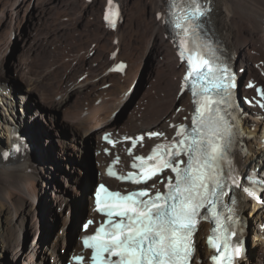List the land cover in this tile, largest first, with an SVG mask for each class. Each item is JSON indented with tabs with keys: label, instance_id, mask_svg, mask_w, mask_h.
Returning <instances> with one entry per match:
<instances>
[{
	"label": "bare ground",
	"instance_id": "bare-ground-1",
	"mask_svg": "<svg viewBox=\"0 0 264 264\" xmlns=\"http://www.w3.org/2000/svg\"><path fill=\"white\" fill-rule=\"evenodd\" d=\"M112 1L120 5L121 11V22L116 29L108 28L104 19L108 0H0V76L13 73L23 82L17 87L19 92L17 95L22 96V101L29 97L28 95H33L37 89H41L44 96L42 99L47 105L51 109L55 108L62 112V119L71 125L73 137L60 142L61 149L81 151L82 144L87 140L92 142V148L97 149L100 147L101 134L115 128L121 131L128 129L134 133L154 129L172 137L176 132V128L172 125L178 126L179 122L191 120L194 103L191 93L183 86L186 65L179 56L176 43L165 21L167 0ZM212 2L214 11L211 18L215 34L236 65L242 82L239 99L242 109L238 117L241 131L239 166L245 171L244 173L247 171L260 173L264 171V98L260 95V91L264 90V0H212ZM58 5L61 6L62 11L57 16H53L52 21L41 18L42 15L45 17L49 14L54 15L55 6L58 7ZM34 17H38L39 24L43 22L41 25L46 24V26L43 33L29 37V40L24 37V31L30 18ZM74 30L80 31L79 41L75 40L78 44H75L73 40ZM20 39L23 41V48L16 47V41ZM136 40L140 50L162 55L167 69L175 73V80L169 85L166 94L168 105L166 104L163 114L146 118L145 115L142 116V113L139 115L137 112L132 114V118L127 119V128H121L136 91L132 87L129 90L125 85L127 91L124 90L128 93L123 98L119 99L116 96L108 98L107 95L111 91L107 93L108 90H105L103 84L105 78L101 79H104L102 82L95 84L79 82L80 84L74 85L62 99H57L50 94L49 90L51 91L54 85L63 87L64 79L60 80L59 74L65 68L68 69H66L67 79H72L74 66L72 67L69 63L53 68L54 74L51 73L52 71L48 73V69L50 70L54 65L57 66L61 61L58 56L59 50L65 55L75 50H85L86 53L83 54L81 62L90 60L96 64L95 62L99 60L103 64L108 60L110 52L114 53L122 46ZM49 55L54 57L53 62L47 61ZM108 66L105 67L108 68ZM44 68L47 69V71L44 70L46 74L42 72ZM106 71L104 73H107ZM113 80H111L112 83ZM246 98H249L251 103L246 102ZM95 99H98L96 104L93 103ZM1 108L0 106V142L5 144L9 141L11 129L10 120ZM28 132L33 137L32 142L38 152L44 151V143L39 138L42 133L39 126L30 124ZM143 143L138 150L148 152L157 140L147 137ZM5 148L8 147L0 146V264L6 261L7 264H52L49 261L51 256L57 258L56 263L53 264H60L63 258L60 247H66L69 241H72L79 233V227L75 230L78 224L76 217L82 218L91 212L93 200L92 198L88 200L87 190L89 185H92V177L91 180L86 178L82 181L79 196L72 199L62 197L57 188L47 193V184L43 183L46 174L43 173L37 161L38 158H35L33 152L31 151L30 156L8 158L7 161L10 163H6L2 157V151ZM124 157L129 159L128 156ZM93 159L94 168L100 180L104 178L103 162L107 157L95 153ZM238 195L244 214L250 211L247 216L244 215L245 218L256 221L264 218V210H258L249 196L242 192ZM49 202L58 211L60 218L55 216L57 224L55 221L51 222L53 215ZM41 209L45 212L43 225L39 221ZM67 209H74L73 216L67 215ZM77 210L80 213L76 216ZM55 225L63 228L64 232L61 234L58 229H51ZM253 231L259 236V226H255ZM208 233L209 225L203 224L198 234L199 254L203 251L207 255L210 253L206 243ZM253 245L256 249L255 254L244 264H264V239H258ZM78 246H81L80 243Z\"/></svg>",
	"mask_w": 264,
	"mask_h": 264
},
{
	"label": "snow or ice",
	"instance_id": "snow-or-ice-1",
	"mask_svg": "<svg viewBox=\"0 0 264 264\" xmlns=\"http://www.w3.org/2000/svg\"><path fill=\"white\" fill-rule=\"evenodd\" d=\"M105 20L115 27L118 9L113 11L112 0ZM207 9L200 0H172L169 5V23L178 31L179 55L186 61L188 70L184 87L192 91L194 112L191 124L172 125L176 128L171 141L154 146L145 157L137 155L131 167L135 171L119 176L122 181L147 185L165 170L172 175L164 183V191L155 184L136 191L121 193L110 191L104 185L96 193L97 211L106 215V222L95 234L85 237L83 244L91 250V264H193L194 234L201 219L215 222L214 234L209 245L216 250L211 259L214 264H234L242 255L243 246L235 230L224 225L217 211L231 184L239 187L232 175L231 149L237 135L236 118L229 109L234 77L228 68L216 64L212 51L202 38L199 23ZM124 66H118L117 70ZM251 87V85H249ZM264 98V90L260 91ZM149 138L164 137L160 132H149ZM143 135L138 140H143ZM110 143H114L108 137ZM130 138L125 137V140ZM137 139H132L135 148ZM132 150L129 149V155ZM119 157H117V161ZM138 162V163H137ZM227 165L228 172L224 171ZM109 175H115L109 170ZM256 198L254 190L244 189ZM235 204V200L231 201ZM209 215H204V212ZM229 208V220H232ZM93 221H89L88 225ZM85 225V228L88 227ZM77 264H85L84 256L75 257Z\"/></svg>",
	"mask_w": 264,
	"mask_h": 264
},
{
	"label": "rangeland",
	"instance_id": "rangeland-1",
	"mask_svg": "<svg viewBox=\"0 0 264 264\" xmlns=\"http://www.w3.org/2000/svg\"><path fill=\"white\" fill-rule=\"evenodd\" d=\"M55 9L56 10H55L54 15L50 16V14H49V16H47V17L42 15L43 17L41 16V18L42 19H50L52 21L54 19L53 16L54 17L57 16L62 11V8L60 5H58V7L55 6ZM37 19H38V17L30 18L28 24L26 25L25 31H24L25 32V34H24L25 38H29V37L32 38L33 36H36V35L43 33V30H45L46 24L41 25L43 22L41 24H39V21H37ZM36 29H37V31H36ZM40 29H41V31H40ZM76 31L74 30L72 33L73 40L79 41V36H80L79 32L80 31H77L78 33ZM30 38H29V40H30ZM50 38H51V36H50ZM76 41H75V44H78V43H76ZM27 42L29 43L28 40H27ZM133 43L135 45H133ZM133 43L127 44L124 47L122 46L123 48L121 47L119 50L114 52L115 54L110 52V54H109L110 56L108 55L109 56L108 60L104 61L103 64H101L99 62V60L97 62H95L96 64H94V61L91 62L90 60L86 61V62H81V61H83L82 60V57L84 56L83 54L86 53L85 50L84 51L79 50L80 52L78 50H75L76 52L73 51V52H71V54L70 53L66 54L67 56L65 55V53H63L61 50H59L58 56H59L61 61L57 66L54 65V66H52V68L50 70L48 69V73L52 71L51 73L54 74L53 70L55 68H57L58 66H61L62 64H65V63H69V64H71L72 67L73 66L74 67L76 66V67L75 68L73 67L74 69L72 68L73 74H72L71 80L67 79L68 75L66 76L68 69L65 67H64L65 69L63 68L64 69L62 71L63 73L61 72L59 74V79L60 80L64 79V85L62 88H60L58 85H54L52 87L53 89H51V91L49 90L50 94H52V96L53 95L56 96L57 99H60V98L62 99V97L65 98L66 95L68 94V92L71 90V88L74 85H78L79 82L80 83L82 82V84L83 83L84 84H86V83H88V84L94 83L95 84V83H99L100 81L102 82L104 79L103 80H101V79L105 78L106 80L103 82V84L105 85L104 86L105 90H108L107 93H109L111 91V93H109L107 95L108 98L115 97V96L119 97V99H120V97L123 98L124 95H126L128 93V92H126L127 88L129 90H131V87H132V89L135 88V91H136L135 96L132 99L131 108L128 110L127 115L123 121V123L124 122L125 123L122 124L121 128H124V127L127 128V126H128L127 119L132 118V116L135 113L137 114V112L139 115H142V114H143L142 116L145 115L146 118H150L152 116L154 117L156 115L163 114L167 105H168V101L166 100V96H167L166 94L169 90V85L172 84L173 80H175V78H174L175 73L173 71H169L167 69L165 59L162 57V55L160 56L159 54L154 53V52L147 53L143 50H140L137 40H136V42H133ZM16 45H17L16 47L23 48V46H22L23 41L21 39L16 41ZM130 45L131 46L133 45V46L131 47ZM130 48H131V50H130ZM128 50H129V53H127ZM142 52H144V53L142 54ZM122 55L124 57L123 59H122ZM50 57H49L50 59L47 58L48 59L47 61L53 62L52 60H54V57L53 56H50ZM113 57H115L114 59L117 62L113 59ZM116 57H117V59H116ZM129 57H131V58H129ZM127 59H128V61H127ZM118 60H119V62L126 61L127 67L120 70V71L115 69L119 63ZM76 62L77 63L79 62L81 64H79V63L77 64ZM72 63H73V65H72ZM112 64H113V66H112ZM132 65H133V67H132ZM105 66H108V68H106ZM104 67H105V69H104ZM44 70L47 71V69L44 68L42 70V72H45V74H46L47 72ZM104 70L105 71L108 70V71H106L107 73H104L105 72ZM109 70H110V72H109ZM111 71H112V73H111ZM113 71H115L116 73ZM64 72H65V74H64ZM101 75H102V77H101ZM121 76L122 77L124 76V77L122 78ZM52 77L53 76H51V78ZM110 79L111 80L115 79V80H113L114 84L111 82ZM66 80H67V82H66ZM96 81H98V82H96ZM106 82H108V83H106ZM61 83H62V81H61ZM118 83H119V86H118ZM123 83H124V85H123ZM22 84H23V82H21L17 78V76L13 73H5V74H3V76L2 75L0 76V90L1 91L7 90L9 88L15 89L13 92V95L15 94L16 101H11L13 104L10 103L11 105L8 108H1L3 113H5L10 120V129H12L13 126H18V127H25V128H27V131H28L30 124L35 125V126H39L40 130L42 131V133L40 134L41 136H39V138L44 143V151L45 152L42 151L41 153H39L38 150L34 147L36 150H35V153L33 152V154H34L35 158L36 157L38 158V159L37 158L36 159L39 162L43 173L46 174V179L44 178L43 179L44 182L43 181L42 182L47 184L46 185V187H47L46 189L48 191L47 193H50L51 191H53L54 189L57 188V190L59 189V191L61 192L62 197L64 196L68 199H72L76 196H79L80 185H81L82 181H84V179H86V178H88V179L90 178V180H91L90 170L92 168V164H91L90 159H89V150L92 148V142L90 140H87L85 143H83L82 144L83 150H81V151L75 152L69 148L67 150L61 149L60 142L64 141V139L73 137V131L71 130V125H69L68 122H66L65 120L62 119V115H61L62 112L60 110L55 109V108L51 109L47 105L45 100L42 99L44 96L42 94L41 89H37L36 91H34L35 93H33V95L32 94L28 95L29 97H26V99H25L27 102L25 100L22 101L21 100L22 96L17 95V94H19L17 87L21 86ZM115 84L118 86V88ZM125 85L127 88L125 87ZM120 86L122 87L124 94H123V91L121 90ZM104 87H103V89H104ZM112 87L114 90L112 89ZM123 87H125V88H123ZM51 92H53V93H51ZM54 92H56V94ZM110 94L113 96H111ZM97 100L98 99H95L96 102L94 101L93 103L96 104L98 102ZM94 104H92V106ZM17 107L22 108V110L21 109L18 110ZM132 110H134V111L132 112ZM148 115H150V116H148ZM50 117H52L51 118V119H53L52 121H51ZM188 120H190V119H188ZM36 138L38 139V137H36ZM32 139H33V137L31 136V140ZM10 142H11V134L9 135V141H6V143H5L6 145L4 143L0 142V146L9 147ZM75 153L77 155H75ZM75 176H77V177H75ZM87 192H88V198H89L88 200L90 201V199H91V197H90L91 185H89ZM46 197H48L47 194H46ZM89 201H88V203H89ZM49 207L51 208L52 215H53V217H51L52 218L51 222H54L55 220H57V218L55 217L56 215L58 216V218H60V217H59L58 211L53 207V205L50 202H49ZM67 210H69V209H67ZM71 211H73V210H71ZM78 213H80V212L77 210L76 216ZM73 214H74V211H73ZM39 217H40L39 221H40V223H42L43 218L45 217L44 209H41V214H39ZM80 218L81 217H79V216L76 217V219L78 220V224L80 222ZM248 219H251V218H248ZM55 224H57L56 221H55ZM78 224L76 225L75 230H77V228L79 227ZM41 225H43V223ZM56 226L57 225H55L54 227H51V229L52 228L57 229ZM254 227L255 226L251 225L252 231H253ZM58 230H60V226H59ZM202 254L207 255V253L205 251H203ZM204 263H206V262L204 261ZM4 264H7V261Z\"/></svg>",
	"mask_w": 264,
	"mask_h": 264
},
{
	"label": "water",
	"instance_id": "water-1",
	"mask_svg": "<svg viewBox=\"0 0 264 264\" xmlns=\"http://www.w3.org/2000/svg\"><path fill=\"white\" fill-rule=\"evenodd\" d=\"M29 156H30V154H29ZM2 157H3L4 160H6L5 161L6 163H10L9 161H7L8 158H5V156L3 155V153H2ZM89 159H90V162L92 164V168L90 170V173H91V177H92V185H91V188H93L96 185V183H97V170L94 168L93 148H91L89 150ZM86 216L87 215L84 216V220L86 219ZM57 229H59V226H57Z\"/></svg>",
	"mask_w": 264,
	"mask_h": 264
}]
</instances>
